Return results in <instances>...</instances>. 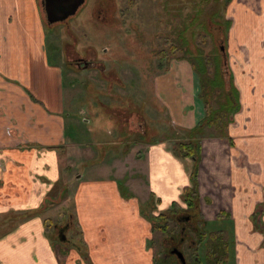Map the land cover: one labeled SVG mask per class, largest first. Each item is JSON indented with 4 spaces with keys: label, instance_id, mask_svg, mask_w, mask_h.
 Wrapping results in <instances>:
<instances>
[{
    "label": "crops",
    "instance_id": "crops-1",
    "mask_svg": "<svg viewBox=\"0 0 264 264\" xmlns=\"http://www.w3.org/2000/svg\"><path fill=\"white\" fill-rule=\"evenodd\" d=\"M231 3L227 53L238 68L230 72L241 108L227 127L230 140H201L198 204L211 224L231 221L234 264H264V86L258 84L264 73V36H252L254 28L264 30V0ZM40 6L41 0H0V217L11 214L0 220L3 227L14 213L36 212L59 180L57 150L65 136L59 117L60 68L48 58ZM165 70V80L164 75L155 79L157 90L177 86V95L168 100L170 122L186 131L204 114L198 79L187 61H172ZM168 138L151 139L142 159L153 216L183 205L182 190L192 184L194 159L173 155ZM78 184L75 214L91 263L152 264L151 223L137 196L124 199L116 180ZM26 218L0 234V264H60L44 220ZM63 260L86 264L73 248Z\"/></svg>",
    "mask_w": 264,
    "mask_h": 264
},
{
    "label": "rangeland",
    "instance_id": "rangeland-1",
    "mask_svg": "<svg viewBox=\"0 0 264 264\" xmlns=\"http://www.w3.org/2000/svg\"><path fill=\"white\" fill-rule=\"evenodd\" d=\"M96 1L86 0L66 21L52 25L47 23L42 4L40 6L42 23L45 27L48 58L60 68L61 89L58 103L61 112L59 117L64 126L65 136L64 143L57 150L59 180L56 183V190L51 195L55 204L42 210L41 214L31 217L48 219L45 233L51 244L52 240L54 241L52 248L68 252L70 251L68 249L72 248L64 245V241L59 237L61 235L66 240L71 237L74 240L82 237L77 227L64 228V217L66 218L68 213L77 211L75 193L80 181H89L90 179L122 180L127 191L137 196L143 215L149 217L153 214L155 203L153 199L147 197L145 187L147 184L144 167L146 161L142 159H145L146 146L154 138L169 137L168 139L174 142L185 136V132L173 128L170 122L172 115L169 111L168 100L174 99L177 95V86L174 84L172 89L169 88L163 92L161 90L163 94L159 91L161 88L156 86L155 79L163 76L165 71L154 66L158 57L155 54L151 55L150 50L156 46V43L153 41L150 31L146 30L147 24L139 22L140 25L137 24L136 29H132L133 21H138L137 17L139 14L142 15V12H139L144 8L143 6L146 5L150 10L152 7L154 10L155 0H129V4L126 0H116L119 8L127 9V11L124 10L126 22L121 26L109 27L95 19ZM157 1L158 12L160 15L162 14V17L170 8L173 13H179L178 17H186L187 13L192 14L200 7L205 15L214 12L215 20L218 22H221L224 16L227 17L226 13L230 14L229 7L227 10L222 5L213 8L214 4L207 1L199 6L195 4L199 0ZM161 2L163 3L161 4ZM132 5L134 6L132 7ZM237 15L240 20L245 17L240 13ZM169 16L171 17V14ZM212 27H214L213 22ZM139 31L144 32L143 45L136 44L139 40L134 41L133 35L130 34L135 33V37H137ZM253 31L255 33L252 35L253 37L264 36V30L261 31L256 27ZM129 34L131 39H125V35ZM185 34L189 36V32ZM229 41V33L228 39H218L213 31L203 39L201 45L190 44L192 40L189 39L188 48L193 58L197 49L202 50L201 59L212 58V56L216 58L221 56L222 46L224 51L227 50ZM181 54L183 53L176 52L177 56ZM76 55L84 57L92 64L85 69L69 64L71 63L69 59ZM172 56L173 54L170 55V57ZM188 57L192 58L191 55ZM226 60L224 68L227 72L226 77H228L230 70L235 72L238 68L229 63V56ZM98 61L104 63L105 73L95 69ZM195 61L194 58L193 62ZM212 65L211 61V67L208 69L209 74L213 73ZM253 68L258 69L255 65ZM110 69L115 70L121 79L120 82H123H121L122 84L113 81L117 75L113 72L108 73ZM260 70L264 71V67ZM256 71L258 72V70ZM162 80H165V75ZM249 84L253 85L252 79ZM258 84L264 86V73L258 78ZM131 110H133L131 113H136L137 119L129 118ZM117 111V116H115L114 112ZM138 122L142 125L139 126ZM59 196L63 199L57 202ZM183 205L178 209H185L186 205ZM10 216L11 214L1 216L0 220ZM21 219H23L21 213L12 214V221L6 220L8 223H5L4 227L0 226V234ZM216 224V226L211 224L212 226L209 227L215 229L223 226L229 229L234 228L230 220H225L222 224L217 221ZM161 236L160 232L153 231L149 239L151 243H148L152 258L156 257L158 260ZM67 241L71 244L70 239ZM198 251L203 258L202 249L199 248ZM233 260L231 255L228 264H233Z\"/></svg>",
    "mask_w": 264,
    "mask_h": 264
},
{
    "label": "flooded vegetation",
    "instance_id": "flooded-vegetation-1",
    "mask_svg": "<svg viewBox=\"0 0 264 264\" xmlns=\"http://www.w3.org/2000/svg\"><path fill=\"white\" fill-rule=\"evenodd\" d=\"M45 1L46 0H41V4H42L43 11L45 13V19L47 20V23L52 25V24H57L58 22H64L67 20L66 18L58 22H49L48 12L45 10V7H46ZM85 1L86 0H84L83 3H81L77 7V10L79 7H81L84 4ZM165 1L167 2V0ZM206 1L210 4L213 3L214 4L213 8L216 6H220V5L224 6V3H223L224 0H203L202 3H205ZM232 1L233 0H231V2ZM126 2L127 4H129V0H126ZM231 2L224 9L227 10L228 7L232 4ZM162 3L163 2H161V4ZM133 6L134 5H132V7ZM153 6H154V10H152V7L150 10L146 5L143 6L144 8H142L141 11L139 12V13L142 12V15L139 14V17H137L138 21H133L134 24L132 26V29L134 28L136 29V26L140 25L138 24L139 22H144L145 24H147L146 30L150 31L151 36L154 39L153 41L156 43V46L152 47V49L150 50V53L151 55L155 54L158 57V61L157 63H154V66L157 69L159 68V70L164 69V71H166L165 70L166 67L169 66L172 63V61H187L191 67H192L191 61L193 62L194 58L196 60L194 63L198 62L199 54L196 52L193 58L191 51L188 48L189 39L192 40V43L190 44L197 43L196 40L192 38V34H194V32L196 33L197 30H200V31L203 30L202 25L201 26L196 25L197 22H202L204 24H207L206 29H208V34L209 33L211 34L214 31V33L218 36V39L222 38V30L224 29L223 28L224 26L218 25L219 23L218 21L215 20L216 16L214 12L213 13L209 12L207 15H205L203 14L204 11L199 10L197 14L198 18H196L195 17L196 10H195L192 12V14L187 13L186 17L185 16L178 17L179 13L178 12L173 13L172 8H170L169 10L171 11L169 12V10H167L165 14L163 15L164 17H162V14L160 15L158 12V1L157 0H155V4ZM94 9H95V12H94L95 19H97L99 23L107 27L118 26V25L121 26V24H124L126 22V20H124V17H126L124 10L127 11V9L123 7L119 8L116 0H97ZM53 11H52V14L49 15L50 18L58 17V15H60L61 13L60 11L65 13V7L64 6L59 7L58 11H57V8H55ZM119 12L120 14L117 15ZM170 14H171V17L169 16ZM226 16L227 17L225 18L230 19L231 25H232L233 21L231 19V16L228 13H226ZM212 22L214 23V27H212ZM147 28H150V29H147ZM183 29L185 31L181 33V30ZM186 32H189V36L185 34ZM143 33L144 32L139 31V34L137 35V37H135V33L134 34L130 33V34L133 35L134 41L139 40V42H137L136 44L143 45ZM130 34L125 35V39H131ZM182 35L184 38H186L185 41L187 42L184 48L182 47V43H183L181 40ZM227 39H228V35H227ZM132 44H133V41H132ZM182 49L183 50L186 49L185 58H181L182 55H179V56L176 55L177 51L178 53H182ZM222 52H224V54L226 53V56H224L225 58L223 56L216 57V58L212 56V58L220 59V60L223 59L222 64L223 63L226 64L227 62L226 59H228V53H227V50L224 51L223 46L220 49V53ZM172 54L173 56L170 57V55ZM168 55L171 58L170 60L168 59L169 58ZM190 55L192 58L188 57ZM69 60L71 62L69 64L75 65L77 68L85 69L92 64L91 61H88L84 57H81L78 55L73 56ZM95 69L97 70L99 69V71H102L105 73L106 67L102 61H98V65ZM230 71L228 75L229 74L232 75ZM111 72L115 73L118 77V78L116 77L115 80L113 79V81H116L117 83H121L122 81L120 82L121 79L119 75L115 72V70L110 69L108 73H111ZM194 73L197 78L195 71ZM226 74H225V78L227 82H229V78L226 77ZM233 84L237 88V86L234 83V78H233ZM198 85H199V82H198ZM131 112H133V110L130 111L129 113L130 115H128L129 118L133 120L137 119V116L135 115L136 113L133 114ZM114 113L113 114L117 116L118 111ZM138 125L141 126L142 124L138 122ZM186 209H187V206L185 207V209H182V211H179V213L175 214L172 217L173 219H170V218L165 219V221L169 222L170 224L167 225L166 227L163 226L166 231H164L162 233V236L160 237L161 249L158 255L159 264H215V262L213 263V259L211 258L213 255L209 257V254H211L210 252L211 247L216 242L214 241V236H212V233L217 231V229L209 227V226H212L213 224L211 225V223L208 222L205 219V217L201 215L200 208H199V212L194 211V210L188 211ZM162 225H164V220L162 222ZM59 239L60 240L62 239L63 241H65V238L61 237V235ZM199 248L202 249L203 258L201 257L200 253H198ZM178 253L183 255V259L182 258L180 259ZM227 253H229V256H228L226 264H228V261L230 260L231 255L234 259L233 260V264H234L235 263L234 247H232L231 249L228 248Z\"/></svg>",
    "mask_w": 264,
    "mask_h": 264
},
{
    "label": "trees",
    "instance_id": "trees-1",
    "mask_svg": "<svg viewBox=\"0 0 264 264\" xmlns=\"http://www.w3.org/2000/svg\"><path fill=\"white\" fill-rule=\"evenodd\" d=\"M201 1L199 0L195 2L196 5H201ZM231 0H224V8L227 7L230 4ZM201 10L200 7L196 9L195 17H197L198 11ZM218 25H223L224 29L222 30V38L227 39L228 32L230 30L231 21L230 19L223 17L221 22H218ZM197 26H201L203 30H197L196 33L192 34V38H194L197 42V45H201L203 39L208 36V29H206L207 24H204L202 22H197ZM185 30H181V33H183ZM186 38L182 35V47L187 44L185 41ZM186 50V49H185ZM182 49V57L185 58L186 51ZM202 50L197 49V53L199 54V60L197 64H194V62L191 61L192 67L194 71L196 72L197 79L199 82V90H198V99L201 100L202 104H204V114L203 117L200 118V120L192 127L189 128L185 132V136L182 139L176 140L173 142L172 147V153L176 157L181 158H193L194 159V169L191 172V179L192 184L190 187H184L182 190V201L187 206L188 211H198L199 212V204H198V192H197V172H198V163L200 160V151H201V140L206 137H218L222 139L229 138L228 136V125L233 122L234 114H236L240 108L241 103L239 102V90L234 86L233 84V78L232 75H228L229 82H227L225 78L226 69L224 68L225 63L222 64V60L220 59H213V58H203L201 54ZM226 56V53H221L220 57ZM225 58V57H224ZM203 60V61H201ZM211 61L213 62V73L209 74L208 69L211 67ZM119 194L124 198H132L134 197V194L127 191V188L124 185V182L120 179L116 180ZM57 185L54 184L52 190L48 192L47 197L49 198L45 200V202L41 205V207L34 213L28 214L23 217L29 218L32 215L41 214L42 210L48 209V207L54 206L55 200L51 197L54 190H56ZM60 192V190H59ZM62 197L59 196L57 202L59 200L62 201ZM179 211H182V209H178V206L176 204H173V208L171 210H168L164 213H161L159 215H150L149 217L146 216V219H148L151 223V231L155 232L158 231L161 234L166 231L164 227L169 225V222H166L165 219L170 218L179 213ZM164 217V218H163ZM164 220V225H162V222ZM46 221V222H45ZM47 221L48 219H44L45 223V231H46V225L48 226ZM65 222V228L70 229L71 226L77 227L79 229V234H81V229L79 227V224L76 220V214L68 213L67 217H64ZM168 223V224H167ZM164 226V227H163ZM82 235V234H81ZM212 236H214V245L211 247L209 254V257L213 255L211 258L213 259V263L215 264H226L229 253H227V249H231L234 247V236L232 229L230 228L227 230L225 227H219L217 228V231L212 233ZM68 239L71 240V244L68 243ZM67 240L63 242L64 245H68V247L73 248L77 251L81 259L85 261L86 264H92L89 257H88V246L84 242L83 238L80 237V239L74 240L73 237L68 238ZM54 241L52 240V244ZM148 243H151L149 240ZM70 250V249H68ZM55 253L57 255L58 260L60 261V264H64V258L67 256L68 251L64 250H55ZM152 264H159L158 258L154 257L152 260Z\"/></svg>",
    "mask_w": 264,
    "mask_h": 264
},
{
    "label": "water",
    "instance_id": "water-1",
    "mask_svg": "<svg viewBox=\"0 0 264 264\" xmlns=\"http://www.w3.org/2000/svg\"><path fill=\"white\" fill-rule=\"evenodd\" d=\"M84 0H46L45 1V10L48 12V21L49 22H58L61 20H64L66 18H68L69 16H71L72 14L76 13L77 11V7L83 3ZM65 7V13H63L62 11H60V15H58V17H52L50 18V14H52V11L59 7ZM64 11V10H63ZM54 12V11H53ZM180 259H183V255L178 253Z\"/></svg>",
    "mask_w": 264,
    "mask_h": 264
}]
</instances>
